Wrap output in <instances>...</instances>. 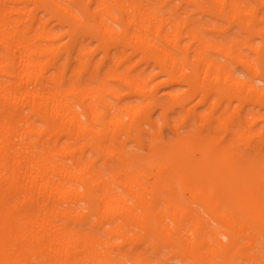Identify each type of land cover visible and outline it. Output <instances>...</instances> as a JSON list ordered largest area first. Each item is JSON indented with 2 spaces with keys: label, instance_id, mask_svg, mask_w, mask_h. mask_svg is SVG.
Returning a JSON list of instances; mask_svg holds the SVG:
<instances>
[{
  "label": "bare ground",
  "instance_id": "bare-ground-1",
  "mask_svg": "<svg viewBox=\"0 0 264 264\" xmlns=\"http://www.w3.org/2000/svg\"><path fill=\"white\" fill-rule=\"evenodd\" d=\"M169 1L0 0V264H264V0Z\"/></svg>",
  "mask_w": 264,
  "mask_h": 264
},
{
  "label": "rangeland",
  "instance_id": "rangeland-1",
  "mask_svg": "<svg viewBox=\"0 0 264 264\" xmlns=\"http://www.w3.org/2000/svg\"><path fill=\"white\" fill-rule=\"evenodd\" d=\"M252 2V1H251ZM180 3V1L179 0H171V1H169V3H168V6H166V9L168 8V7H171V6H173V5H178ZM253 3V2H252ZM189 10L190 11H193V7H190L189 8ZM198 18V17H197ZM222 24H225V23H222ZM259 42H260V39L259 38H256L255 39V43L256 44H259ZM251 57L253 58V55L251 54ZM236 74H238V75H240V76H245L246 75V72L243 70V68L241 67V66H237L236 67ZM261 84V83H260ZM261 85H263L264 86V83H262ZM164 88V87H163ZM163 92V91H162ZM175 117V115H171V118H174ZM164 133L166 134V135H170L171 134V132H170V130L169 129H165V131H164ZM149 253L151 254V255H153L154 254V251L153 250H149ZM171 263L172 264H178V262L176 261V260H171Z\"/></svg>",
  "mask_w": 264,
  "mask_h": 264
}]
</instances>
